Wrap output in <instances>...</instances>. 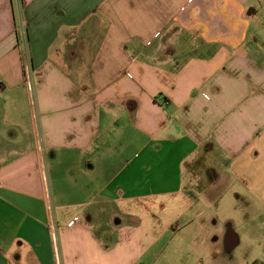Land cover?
Returning a JSON list of instances; mask_svg holds the SVG:
<instances>
[{
  "label": "crops",
  "instance_id": "1",
  "mask_svg": "<svg viewBox=\"0 0 264 264\" xmlns=\"http://www.w3.org/2000/svg\"><path fill=\"white\" fill-rule=\"evenodd\" d=\"M254 1L0 0V264H248L241 246L264 248L250 224L245 243L235 226L183 252L165 239L204 231L209 199L264 212Z\"/></svg>",
  "mask_w": 264,
  "mask_h": 264
},
{
  "label": "rangeland",
  "instance_id": "2",
  "mask_svg": "<svg viewBox=\"0 0 264 264\" xmlns=\"http://www.w3.org/2000/svg\"><path fill=\"white\" fill-rule=\"evenodd\" d=\"M253 3L255 6H252V9L256 10L257 17L261 22H255L256 24H253L252 26H254V30H259L258 35L255 36V38L258 41L257 46L263 49L264 53V0H255ZM259 27H261V29H259ZM211 200L212 199H209L207 202H203V209L206 210V212L199 216V225H208L205 226V230L201 231L199 226L197 228L187 229H184L183 226L182 228L172 231L171 234L169 233L165 236L166 241H170L169 245L175 246L177 243L182 242V252L190 250L192 249V246L194 245L193 242L196 239L211 238L213 237V234L216 233V227L221 229V227L224 226H235L241 237H243V242L245 243L247 238H250L251 240V238L256 237L252 232L254 227L264 226V212L254 204L252 205V209L248 211L245 204L246 201L244 202L238 196H235V199L233 200L227 199L222 205L216 207L209 206L211 204ZM249 213L251 214L249 215ZM181 224H183L182 221ZM249 224L254 226L253 228L250 227L251 236H247L249 232L247 233V231L244 230V226H250ZM181 248L177 247V250L180 251ZM262 253H264V248H259L258 246L242 245L239 250V254L244 255V262H247L248 264H260L259 256ZM197 255H199V252H197ZM254 260L257 261L254 262Z\"/></svg>",
  "mask_w": 264,
  "mask_h": 264
}]
</instances>
